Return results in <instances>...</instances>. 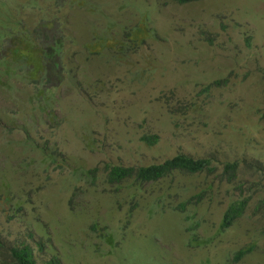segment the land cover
Instances as JSON below:
<instances>
[{"label": "rangeland", "instance_id": "obj_1", "mask_svg": "<svg viewBox=\"0 0 264 264\" xmlns=\"http://www.w3.org/2000/svg\"><path fill=\"white\" fill-rule=\"evenodd\" d=\"M3 2L0 241L56 264H264L251 167H264V0ZM40 18L58 20L63 48L64 78L46 91L35 60L11 51ZM178 153L214 171L107 181V165ZM241 193L246 210L222 227Z\"/></svg>", "mask_w": 264, "mask_h": 264}, {"label": "trees", "instance_id": "obj_2", "mask_svg": "<svg viewBox=\"0 0 264 264\" xmlns=\"http://www.w3.org/2000/svg\"><path fill=\"white\" fill-rule=\"evenodd\" d=\"M64 0H58L59 4ZM179 3H187L196 0H176ZM58 6V4H56ZM5 7V2L0 0V9ZM58 20H51L49 18H40L34 27L28 29L26 27L19 26L21 34H14L18 46L13 43L14 48L11 50L19 57L20 60L29 62L35 60L37 76L35 82L37 86L42 90H49L57 87L64 78V66L62 64V44L61 39L57 37ZM56 31V33H55ZM13 38V37H12ZM18 39V40H17ZM8 45H2L0 53L7 52ZM24 48V52L21 50ZM23 62V61H22ZM28 65V64H27ZM30 68V66L28 65ZM38 68V69H37ZM143 139L152 144L155 137L144 136ZM223 174L227 180L230 181L234 178L237 171V162H226L223 165ZM256 172H261L264 176V167L260 165L259 161H254L251 166ZM106 178L108 182L117 183L123 179L133 178L137 182H150L157 181L166 175L175 171L185 172L188 174H195L202 171L212 172L214 167L211 166L210 159L206 157L194 158L184 153H178L170 158H166L159 163H151L147 165L139 166H120V165H107L106 166ZM96 169H91L92 176H95ZM237 199H233L227 206L223 213L221 226L227 227L231 225L237 218L242 216L248 206L249 197L242 196ZM200 198V195L196 196ZM183 206V204L181 205ZM264 207V199L256 204L254 212L258 214ZM264 220V212L262 213ZM264 233V221L262 225V234ZM250 249L243 247L235 253V259L241 258ZM6 252V253H5ZM9 254H8V253ZM57 260L47 259L37 261L30 245L20 243L17 245H6L0 241V264H56Z\"/></svg>", "mask_w": 264, "mask_h": 264}]
</instances>
